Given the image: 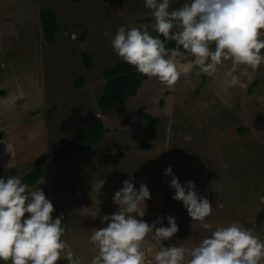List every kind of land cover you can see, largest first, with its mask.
Returning <instances> with one entry per match:
<instances>
[{
    "label": "rangeland",
    "instance_id": "obj_1",
    "mask_svg": "<svg viewBox=\"0 0 264 264\" xmlns=\"http://www.w3.org/2000/svg\"><path fill=\"white\" fill-rule=\"evenodd\" d=\"M185 2L173 0L170 10ZM48 10L59 20L53 41L44 26ZM151 13L145 0H0V178L19 175L28 191H44L54 205L53 219L63 214L64 239L81 264L98 254L89 237L110 222L102 217L119 211L113 198L125 180L150 191L137 219L167 227L173 216L179 228L161 242L154 231L148 234L141 245L145 264H155V253L171 245L185 249L187 264L190 252L218 226L239 224L264 241V64L247 75L238 69L234 87L224 83L231 61L214 76L194 65L171 88L148 77L124 104L107 112L98 105L107 84L104 71L123 60L112 47L116 32L146 26L151 35ZM84 51L92 55L90 66ZM184 54V63H192L194 57ZM95 112L107 128L98 142L55 160V147L95 120ZM40 159L47 162L46 175L33 185L25 182ZM168 167L212 203L204 222L192 220L183 201L173 198Z\"/></svg>",
    "mask_w": 264,
    "mask_h": 264
},
{
    "label": "clouds",
    "instance_id": "obj_2",
    "mask_svg": "<svg viewBox=\"0 0 264 264\" xmlns=\"http://www.w3.org/2000/svg\"><path fill=\"white\" fill-rule=\"evenodd\" d=\"M172 2L145 0V7L152 10L154 29L164 40L150 35L146 26L127 30L121 26L111 41L115 53L139 73L171 88L182 75L190 74L194 65L200 72L214 76L218 66L231 61L224 83L234 87L240 82L238 69L243 68L247 75V69L255 72L264 64V0H189L170 10ZM174 28L179 30L173 32ZM165 41L182 46L194 57L192 63H184V52L166 48ZM213 44L214 50L210 47ZM95 114L102 119L100 113ZM7 151L11 152L9 144ZM165 174L173 175L172 168L168 167ZM122 183L113 198L119 211L102 217L110 222L106 227L94 228L89 237L98 246L91 264H145L146 253L141 245L149 233L154 231V238L161 242L179 231L173 216L167 217V227L137 219V215H144L145 208L139 206L151 198L150 191L144 183L139 190L131 180ZM170 187L175 189L173 198L183 201L192 220L204 222L211 215L212 203L198 196L194 182L183 185L173 175ZM54 211L44 191H28L19 175L0 178V260L11 264H58L63 259L67 264H81L64 239L63 214L53 219ZM154 260L155 264H184L185 249L164 247L155 253ZM187 264H264V241L239 224L218 226L190 252Z\"/></svg>",
    "mask_w": 264,
    "mask_h": 264
},
{
    "label": "trees",
    "instance_id": "obj_3",
    "mask_svg": "<svg viewBox=\"0 0 264 264\" xmlns=\"http://www.w3.org/2000/svg\"><path fill=\"white\" fill-rule=\"evenodd\" d=\"M44 14V26L47 37L50 41H53L59 30V20L57 15L48 10ZM178 28H174L173 32L178 31ZM153 36H158L161 40L164 37L158 32L153 31ZM166 48H178L182 51V46L176 44L175 41H165ZM264 49H262V53ZM84 61L87 66L92 64L93 58L90 52L84 51ZM107 84L104 93L101 95L98 101L99 107L102 111L107 112L119 105L124 104L130 97L137 94L144 80L148 77L139 73L136 68L124 60L117 62L113 67L104 71ZM84 81V76L79 80L81 86ZM142 115L150 120L155 121L153 115L148 112H142ZM107 131L102 119L89 122L85 125L73 138L63 143L60 146L55 147L53 154L54 159H64L74 154L83 153L92 148L100 139V137ZM47 172V162L44 159H40L35 162L34 167L23 177L24 181L29 184H35L40 178L44 177Z\"/></svg>",
    "mask_w": 264,
    "mask_h": 264
}]
</instances>
